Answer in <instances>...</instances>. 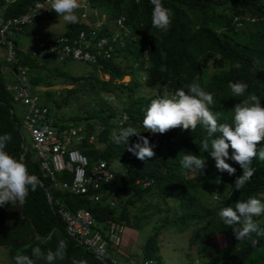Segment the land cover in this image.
<instances>
[{"label":"trees","instance_id":"1","mask_svg":"<svg viewBox=\"0 0 264 264\" xmlns=\"http://www.w3.org/2000/svg\"><path fill=\"white\" fill-rule=\"evenodd\" d=\"M34 1L0 0V14L3 17L16 15L26 10ZM162 3L173 13L167 31L152 27L153 6L150 0H88L89 8L103 10L107 14V20L112 22L103 26L106 30L102 31L103 33L113 31L114 28L110 26L114 25L113 22L115 23L120 15L124 16L128 30L123 33L124 42L117 44L111 51V58L101 61L102 70L108 73L107 79L97 78L96 60H85L92 63L94 75L91 70L72 75L59 63L48 64L54 62L56 57L59 59L56 54L54 59L47 56L37 59L28 52L17 55V61L24 62L27 66L29 80L34 86L50 84L51 78L44 73L51 71H56L65 82H75L79 91H84L90 83L88 92L95 100L91 106L93 111L72 113L65 120H74L82 126L80 132L88 135L89 131H93L90 121L96 119L99 125L95 132L96 141L103 143V146L99 148L94 142H88L85 137L72 139L76 145L72 144L86 155L89 165L98 158H104L107 161L117 159L125 167L122 176L102 182L96 188H90L87 195L67 194L59 190L54 193L71 210L78 206L89 209L94 215V221L100 220L106 224L111 220L119 221L136 228L148 222L156 213L161 214L167 209V205L164 208L154 204L151 211H145L141 206L138 211L130 212L126 204L133 203L146 193H154L161 200L168 203L170 201L171 205L179 208L174 216L164 217L153 223L156 230L167 223L181 230L189 222L203 221L204 223L197 227V230L201 229L202 232H195L191 240L202 243L203 235H214L210 245L204 242L208 249L200 247L203 254L200 260L202 264H264V236L252 233L244 240L237 241L232 230L218 216L223 207H234L238 201L261 197L260 193L264 191V161L259 158L253 160L251 167L254 174L241 190L235 191L234 181L243 170L231 159L226 160V163L236 169L234 175L230 176L216 168L210 153L202 152L201 142L208 138L207 131L202 126H197L194 131L176 128L166 134H152L142 127L145 110L152 99L171 95L177 89L187 91V86L193 82H198L213 96L214 104L209 107L217 115L219 123L232 124L234 106L249 94L258 95L261 106L264 107V0H162ZM64 24L62 34L69 40L79 29L88 32L96 27L94 23L88 24L83 20L75 24ZM145 46L148 48L147 52H144ZM64 59L72 58L62 60ZM237 64L240 66L238 69L235 67ZM139 69L140 72L137 71ZM8 73L11 76V72ZM123 74H128V81L116 82ZM5 75L0 73V135H11L12 139L6 151L23 161L30 174H35L41 179V173L35 160L31 159V153L23 152L22 158L19 157V121L13 110H9L13 108V104L10 91L4 88ZM230 81L246 83L248 89L245 95L234 97L228 88ZM140 82L154 87L156 92L150 95H134L132 88ZM50 91L47 88L41 94L43 93L47 103L51 101L54 106H60L59 102L51 100ZM108 93L122 99L119 107L104 99ZM119 110L128 114L124 125L134 127L140 135L148 138L150 144L155 145L154 157L141 161L128 152L123 143L117 145L110 137L109 118ZM90 117L91 120H88ZM82 118L85 119L83 123L80 121ZM208 139L210 142L211 138ZM137 142L138 137L133 135L132 144ZM259 145H264V142L258 144V149ZM231 151L229 149L230 155ZM127 153H130V157ZM185 153L205 160L206 167L202 173L198 170L193 171V175H185V169L180 165ZM135 180L149 182L142 187L141 183H136ZM120 190L130 191H125L124 199L114 204L110 198ZM94 193H97L99 198L91 200ZM213 194L216 195L214 198ZM253 219L264 229V221L258 216ZM156 238L157 231L154 230L145 238L141 252L132 253L137 264H147L148 261L143 263L145 260L154 264L159 262L161 256ZM60 240L67 241L66 257L63 261H56V264H72L73 258L84 259L88 264H110L75 243L73 236H66L60 219L51 211L40 185L35 191L29 192L23 206H12L11 203L0 205V247L6 249L10 264H14L13 257L18 252L31 255V247L39 246L46 253L49 249L55 250ZM253 240L258 242L254 245ZM206 250L207 253H204ZM37 264L45 262L41 260Z\"/></svg>","mask_w":264,"mask_h":264},{"label":"clouds","instance_id":"2","mask_svg":"<svg viewBox=\"0 0 264 264\" xmlns=\"http://www.w3.org/2000/svg\"><path fill=\"white\" fill-rule=\"evenodd\" d=\"M33 3L29 4L26 10L21 13L27 12ZM150 3L153 6L151 11L152 27L160 31H167L170 27L173 16L171 9L164 7L162 0H150ZM50 6L51 8L48 11L35 14V16H33L29 22L23 24L21 29L16 31L14 34L22 32L28 33L29 31L27 27L29 25L33 26L34 23L40 19H43V17H47L46 21H49V18L62 16L63 20L68 24L78 23L79 20H83L88 24L94 23L96 27H93V29L90 31L86 32L84 29H79L77 30V33H75V35L70 40H68L71 42L73 39L78 38V32L82 30L85 33L86 39L93 46L97 45L96 42L101 38L104 39L103 45L100 47L101 50L102 48H106L107 45H111L110 55L108 57L104 58L102 56H98L96 59V70L98 73H100V75H105V79H107L108 73L102 70L101 61L111 58V51L114 49V47L117 44L121 45L124 42L125 37L123 36V33L128 31L126 30L127 26L125 25L126 23L124 21V16L120 15L116 18L115 23L113 22L114 25L110 26L114 28L112 32L103 33L102 31H106L104 30L105 28H103V26L110 25L112 22L107 20V14L103 10L98 8H89L88 0H50ZM96 11H98V13H101L99 11L103 12L99 15ZM50 12L51 14L49 15ZM54 19L56 20V18H53V20ZM62 31L63 29L59 32H50L36 35L35 39L25 47H23V44L20 47L17 46L16 40L13 38V34V42L18 48H21V51H17V55H19L21 52H28L30 54L29 46H31L36 39L51 38L58 35H63ZM29 35H31L30 32ZM147 51L148 48L145 46L144 52ZM44 56L54 59L53 57L55 54H48ZM68 57H71L72 59H82L84 61L86 60L93 62L92 60L76 58L72 56L59 57V59L56 57L54 62L59 63L58 61ZM35 58L43 59V57ZM5 63L6 60L3 56V61L0 63V73L5 75L9 74L8 72H11L9 79L5 80L4 82V88L10 91L5 87V85L7 83L14 82L16 72L12 68L2 71L1 68L5 65ZM18 63L25 64L24 62ZM134 64L136 65L137 62H134ZM235 67L238 69L240 66L237 64ZM26 74L31 85V92L36 95L39 104L46 106L48 112L54 117L55 124L68 127V122L70 121L72 122L73 127L81 126L80 124H76L72 119L65 120L67 116L63 117L56 114L55 111H52V108L55 110V107L50 105V103H47L48 101L46 102L43 93L41 94L43 90H41L40 87L43 86L32 85L31 81L29 80L28 68L26 70ZM228 88L231 90V94L234 97H241L247 92L248 85L242 82L230 81L228 83ZM45 89H47V87H45ZM187 89V91L183 89H177L171 95H165L159 98L156 97V99H152L143 116V129L152 134H166L168 131L176 128H181L182 130L191 129L194 131L197 126H202L207 131L208 138H211L210 142L208 138H205L201 142L203 150L202 152H209L211 157L215 160L216 168L221 172H227L230 176L234 175L236 169L233 168L229 163H226V160L231 159L233 162L238 164L243 172L238 173L239 177L234 181L233 187L235 191L241 190L246 182L254 174V169L251 167L253 160L259 158V160L264 161V145H259V149L257 147L258 144L264 142V107L261 106L260 97L256 94H249L247 95L246 99L237 103L233 108V122L232 124H228L218 122L217 115L214 114L212 109L209 107L210 105L214 104V98L210 93L206 92L198 82L189 84ZM10 93L12 97V104L18 105L21 108L18 113H15L14 107L9 109L10 111L13 110L19 121L18 133L20 137L19 146L21 148L19 157L22 158L23 152L31 153V159L35 160L42 178L40 179L35 174H30L27 165L23 161L13 157L6 151V147L12 139L11 135L8 133L0 135V205L11 203L12 206H23L26 202L29 192L35 191L40 185L45 192V196L47 202L50 205L51 211L55 213L60 219L63 232L66 234V236H73L76 240L75 243L79 244L83 249L87 250L93 256L97 257L103 262L109 261L110 264H137V261L132 256L133 252L126 254L124 252L129 250H123L124 252H122L118 249L122 247L123 244L129 243L127 240L131 236L130 231L133 230L131 227L137 229L135 226H129L123 222L112 220L107 224L105 222H101L100 220L94 221V215L89 209L78 206L71 210L65 206L64 202L59 196L55 195V190H59L67 194L76 193H70L65 189H59L57 187L48 185L49 178L42 173V169L39 164V158L35 153L34 147L31 145L32 140L23 120L25 106L19 101L14 100L11 91ZM58 117H60L62 120ZM111 117L114 118V132L112 134V138L117 145L123 143V145L127 147V151L132 153L137 159L141 161L151 159L155 156V152L153 151L155 145L150 144L148 138L140 135V132H137L134 127H127L124 125L128 118V114L124 110H119L116 115ZM112 120L113 119L110 120V123H112ZM23 131L26 132L28 142L25 141ZM96 131H89V134L85 135L83 131L80 132L79 130V132L82 133L81 138L85 137L86 140L91 143L98 142L96 141ZM216 133H219V135H215ZM90 134L93 135V139L91 141L88 140V136ZM133 135L138 137L139 142L132 144ZM153 141L154 138L152 139L151 143H153ZM72 143L73 140L71 142V146L78 149L77 147L73 146ZM229 149L232 150L231 155L229 154ZM79 151L82 152L81 150ZM130 153H127L128 157H130ZM104 160L111 168L115 169V171L119 173L115 174L114 177H119L124 174L125 167L122 166L117 159H112L111 161H107L106 159ZM113 161L116 162V165L112 164ZM180 165L183 169L189 171L198 172V170H201L199 173H202L203 169L206 167L205 160L202 157H198L191 153H185L182 156ZM56 175L60 176L58 172H56ZM68 179L69 178L67 177V180ZM43 180H45V182ZM149 180L151 181V179ZM149 180H144L142 182L135 180V182L141 183V186L143 187L147 185ZM89 189H87L85 192L79 193L87 195L89 193L87 192ZM94 194L97 195L96 198H94ZM94 194L92 195V198H90L91 200L99 198L97 193ZM215 196L216 195L213 194V198ZM260 196L261 197H259V199L250 197L245 201H238L235 203L234 207L226 206L218 212L220 220L232 230V233L237 241L244 240L252 233H255L257 236H264V229L260 228L253 219V217L258 216L261 220H264V191L260 193ZM78 210L88 211L92 218V222L88 226V230L86 232H82V234H79L78 231L69 232L66 229L69 219L76 217ZM114 224L120 225L121 230L117 231L118 233L116 237L114 235L111 237L110 234L116 232V230L111 229V225ZM87 238L90 240L89 242H86L85 239ZM37 239L40 240L39 237H37ZM91 239L93 240L92 242ZM257 242L258 241L253 240L254 245ZM66 250L67 241L60 240L55 250L49 249L45 253L39 246H33L31 247V255L18 252L13 257V260L14 264H37V262L41 260H43L45 264H56V261H63L65 259ZM146 262L147 264H154V262L149 260L143 261V263ZM72 264H88V262L84 259L76 260L73 258Z\"/></svg>","mask_w":264,"mask_h":264},{"label":"built area","instance_id":"3","mask_svg":"<svg viewBox=\"0 0 264 264\" xmlns=\"http://www.w3.org/2000/svg\"><path fill=\"white\" fill-rule=\"evenodd\" d=\"M50 8V0H37L27 12L4 17L0 14V44L3 46L6 60L1 70L12 68L16 72L14 82L7 83L5 87L12 92L14 100L25 106L23 120L32 140L31 145L39 158L42 173L49 178L48 185L65 189L70 193L85 192L119 173L104 159H98L88 165L86 156L71 146L72 139L81 138L82 133L79 132L81 126L73 127L70 121L68 127L55 124L54 117L48 112L46 106L39 104L36 95L31 92L26 65L16 61L17 51H21V48L15 45L12 35L35 14L48 11ZM103 42L104 39L101 38L96 42L97 45L93 46L86 39L84 31L80 30L78 38L71 42L64 35L38 38L29 46V50L35 57L56 54L58 57L72 56L94 61L98 56L106 58L110 55L111 45L100 49ZM92 139L93 135L90 134L88 140ZM56 172L60 176H57ZM96 197L97 195L94 194V198ZM91 222L92 218L88 211L78 210L76 217L69 219L66 229L69 232L78 231L82 234L88 230ZM111 229L116 232L110 236L116 237L121 226L114 224L111 225ZM85 240L90 241L88 238Z\"/></svg>","mask_w":264,"mask_h":264},{"label":"rangeland","instance_id":"4","mask_svg":"<svg viewBox=\"0 0 264 264\" xmlns=\"http://www.w3.org/2000/svg\"><path fill=\"white\" fill-rule=\"evenodd\" d=\"M78 11V10H77ZM103 11H99L101 13ZM53 18H56V20ZM49 18V21L47 20V17H43V19L38 20L36 23H34L33 26L29 25L27 27L28 31L31 33V35H26L25 32L22 33H16L13 35V38L16 40V44L18 47H20L23 44V47H25L27 44L31 43L36 35L40 34H46L50 32H59L60 30L63 29L64 27V20L62 16H57ZM0 50H2V53L0 54V62L3 61V56H4V49L0 45ZM59 64L62 67H65L67 71H70V73L73 75L76 72H82L86 73L89 72L90 70L93 71L92 75H94V68L92 67V63H88L83 60H78V59H64L58 61ZM56 62H49L48 64L53 65ZM57 64V63H56ZM138 68V67H137ZM140 72V69L137 70ZM97 74V78H103L105 79V75H100V73L95 72ZM44 75H47L51 78L52 82L48 85H42L43 87H40L41 90H44L45 87L50 89L52 93L51 100L54 101L56 100L57 102L60 103V106L53 105V103L50 102V105L55 107V110L52 108V111H55L56 114L61 115L63 117L68 116L69 114L72 113H84L85 111L88 110V112H92V107L94 103V98L91 97L89 94L90 90V83L85 87L84 91H79L80 89H77L76 83H64V79H62L61 75H59L56 71H51L50 72H45ZM6 80L9 79V74L5 75ZM46 77V76H45ZM128 75H122V77L116 82L119 83V81L126 82L128 80ZM68 88L72 90H67ZM124 90V88H123ZM133 94L137 95L138 93L150 95L156 92V89L154 87H149L145 84L137 83L133 86L132 88ZM104 95V94H103ZM104 99L112 105H115L119 107L122 103V99H118L117 96L113 95L112 93L107 94ZM15 113H18L21 108L18 105H13ZM92 117L87 118L88 120H91ZM110 120L113 119L109 127V134L110 137L112 138V134L114 132V118L110 117ZM81 123L85 121V119L80 120ZM93 126V131H96L99 128L98 122L96 119L90 121ZM25 141L28 142V137L26 135V132L23 131ZM74 143V142H73ZM76 143V142H75ZM74 143V145H76ZM95 145L97 147H102L103 143L96 142ZM113 165H116V162H112ZM201 172V170H199ZM193 171H189L185 169V175L190 176L193 175ZM126 190H120L118 193L113 194L112 199L114 204L119 201L124 199ZM130 190H127L126 192L128 193ZM213 198V196H212ZM205 201H208L205 199ZM152 203V204H150ZM156 204L158 206H163L167 209L163 210L161 214L156 213L151 219L142 224L141 227H138L137 229L131 227L133 230L130 231V238L127 240L129 243L123 244L122 247L118 248L120 251L124 252L123 250H129L125 251L124 253L128 254L129 252H135L139 253L141 252V247L142 244L145 240V238L152 233V231H157V244H158V252L161 256V259L157 264H202L200 262L201 257H203V254L200 252V247L203 246L206 249H208L205 245L204 242H207L209 245L212 243L214 240V235L211 233V235L205 234L201 238H204L202 243H198L194 240H191L193 238V235L195 232H199V234L202 232L201 229L197 230V227L201 226L204 222L203 221H194V222H189L184 228L181 230H178L175 226L170 225L169 223L164 224L159 227V229L155 228L153 226V223L157 222L158 220H162V218L167 217L170 218L174 216L178 211L179 208L177 206L171 205V202L169 201H163L160 199L159 196L152 194H144L137 198V200H134L133 203H128L126 204L128 207V210L130 212H135L140 209V207H144V210H153V205ZM165 215V216H163ZM264 221V220H262ZM204 253H207L204 251ZM140 258V257H138ZM134 262V261H133ZM0 264H10L9 262V257L7 255V251L5 248L0 247Z\"/></svg>","mask_w":264,"mask_h":264},{"label":"crops","instance_id":"5","mask_svg":"<svg viewBox=\"0 0 264 264\" xmlns=\"http://www.w3.org/2000/svg\"><path fill=\"white\" fill-rule=\"evenodd\" d=\"M29 34V32L28 33H26V35H28ZM2 53V50H0V54Z\"/></svg>","mask_w":264,"mask_h":264}]
</instances>
